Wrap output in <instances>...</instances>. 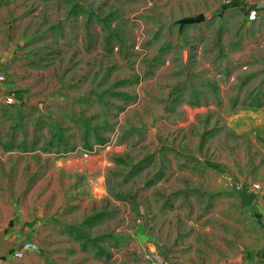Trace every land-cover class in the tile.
Returning a JSON list of instances; mask_svg holds the SVG:
<instances>
[{"label": "rangeland", "instance_id": "obj_1", "mask_svg": "<svg viewBox=\"0 0 264 264\" xmlns=\"http://www.w3.org/2000/svg\"><path fill=\"white\" fill-rule=\"evenodd\" d=\"M263 3L0 0V264H264Z\"/></svg>", "mask_w": 264, "mask_h": 264}, {"label": "water", "instance_id": "obj_2", "mask_svg": "<svg viewBox=\"0 0 264 264\" xmlns=\"http://www.w3.org/2000/svg\"><path fill=\"white\" fill-rule=\"evenodd\" d=\"M261 7L264 8V3L261 5ZM198 19H199V16L193 19H189V22L196 21ZM240 197L242 200L241 202L242 206L251 204L254 199V195L249 194L246 190L241 191ZM14 246H15V240L13 238H7L5 230L1 229L0 230V256H3L5 253L13 249Z\"/></svg>", "mask_w": 264, "mask_h": 264}, {"label": "built area", "instance_id": "obj_3", "mask_svg": "<svg viewBox=\"0 0 264 264\" xmlns=\"http://www.w3.org/2000/svg\"><path fill=\"white\" fill-rule=\"evenodd\" d=\"M6 100L8 102H12L13 98L11 96L6 97ZM16 257H22L23 256V252L22 251H16L14 254Z\"/></svg>", "mask_w": 264, "mask_h": 264}, {"label": "bare ground", "instance_id": "obj_4", "mask_svg": "<svg viewBox=\"0 0 264 264\" xmlns=\"http://www.w3.org/2000/svg\"><path fill=\"white\" fill-rule=\"evenodd\" d=\"M9 236V235H8Z\"/></svg>", "mask_w": 264, "mask_h": 264}]
</instances>
